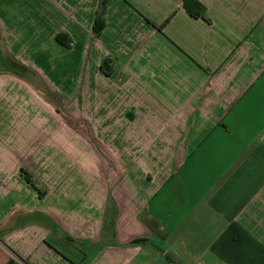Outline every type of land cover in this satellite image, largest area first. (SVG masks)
I'll list each match as a JSON object with an SVG mask.
<instances>
[{
	"label": "crops",
	"instance_id": "0c3cea01",
	"mask_svg": "<svg viewBox=\"0 0 264 264\" xmlns=\"http://www.w3.org/2000/svg\"><path fill=\"white\" fill-rule=\"evenodd\" d=\"M195 1L204 19L182 0H105L95 37L99 0H0V114L17 89L38 100L16 116L38 137L24 158L42 192L22 168L2 171L19 152L0 136V264H264V0ZM3 59L65 97L73 120ZM106 59L123 81L100 72ZM50 118L87 173L35 159Z\"/></svg>",
	"mask_w": 264,
	"mask_h": 264
},
{
	"label": "rangeland",
	"instance_id": "374dc122",
	"mask_svg": "<svg viewBox=\"0 0 264 264\" xmlns=\"http://www.w3.org/2000/svg\"><path fill=\"white\" fill-rule=\"evenodd\" d=\"M23 79L34 83L32 84L33 86L32 85L30 86L35 88L37 92L42 96L43 99L48 98V101L52 103L53 105H55V103L56 105L58 104V106H60V111L59 110L58 111L59 113H61L65 121L69 122V120H73V119H70V117H67V116L64 117L65 111L63 109V106L64 108L66 107V104L64 101L67 100L65 99V97L62 98L64 101L54 100L51 94L48 92V88L43 84H39L38 80L35 79L34 77H31V75H29L28 73H24ZM16 93H17L16 94L17 97H19L18 105L14 104V102L17 99L16 100H2V111L0 114V132H1L0 136H2V139H4L2 140L3 142H10L11 140L16 141V146L19 152V156H17V158H19L18 159L19 163L16 166L12 165V163H8V164H11V166L5 164V165H1V168L3 172H7V173L13 171L12 170L13 168H16L17 172L20 171V168H22L23 170L25 169L24 172H26L27 170V171L34 173L35 175L41 174V170L38 169L39 166L34 165V164L32 165L27 164L24 158L25 153L28 152V150H30L29 148H31V147L29 148L27 147L28 142L26 141V139L28 141H30L31 138H34L35 140H37L38 137L34 133H31V131L33 130L32 128H29L26 126V124H28V120L26 117L17 118L16 116L17 109L20 112L23 110L27 112L31 110H34V111L38 110V107H39L38 100L34 97L30 89L29 90H25V89L18 90L17 89ZM66 103H68V100L66 101ZM73 103L74 102H72V104ZM83 105L86 107L83 108ZM45 109L46 107L44 106V110ZM77 112L81 114L82 117L86 116L87 120L90 123H92V120L94 122L95 118L94 119L91 118V111H90V108L88 107L87 102L80 103V106ZM60 125L61 123H59L58 120L50 118V132H49L50 140L48 142H51V143L50 144L48 143L45 146H42L41 142L35 143V145L31 149V152L34 150V147H38L40 145V148L37 150V152H35L34 157L35 159L38 158L39 161H41L42 165H45L44 167L47 170V173L48 172H56V173L67 172L69 174H74V173H77L79 170H82L83 173H87L86 164L82 163V167H80L79 165L74 163L75 160L77 159L74 158V155L70 156L72 153V149L60 146L61 141H65L64 139L67 137V135H63L60 132V128H59ZM72 126H73V123H72ZM94 131L97 132V139L101 141L102 143L106 135L103 127L94 126ZM35 133H37V131H35ZM82 135H83V139H85L87 142L91 141L88 129L82 132ZM38 136L40 137L39 140H41L42 134H39ZM11 137L13 139H11ZM76 140H78V138H76ZM41 141L46 142V139L41 140ZM6 145L9 146V143L3 144L5 148H8ZM81 149H82V143H81ZM85 151L87 152V150ZM3 153L9 154L10 152L4 149ZM10 156L12 157L13 155L10 154ZM85 156H88V153H86ZM42 165L40 166L42 167ZM62 249L63 251L67 252L66 248H62Z\"/></svg>",
	"mask_w": 264,
	"mask_h": 264
},
{
	"label": "trees",
	"instance_id": "16d2710c",
	"mask_svg": "<svg viewBox=\"0 0 264 264\" xmlns=\"http://www.w3.org/2000/svg\"><path fill=\"white\" fill-rule=\"evenodd\" d=\"M182 5L185 11L194 19L202 18L204 19V8L195 0H182ZM104 9H105V0H99L98 8L96 11L95 20L93 23L92 31L93 36L97 37L100 32L102 31L104 27ZM55 42L60 45L61 47H64L66 49L70 48V39L63 35L58 34L55 36ZM3 70L6 72L13 73L14 75H17L21 78L24 77V73H28L29 71L23 67L22 65L3 59ZM100 72L111 79H119L120 81H123L125 77L117 71L113 66V61L111 59H106L99 67ZM22 174L24 176L25 181L29 183L33 188H35L38 192L39 196H42L41 190H39L34 183H32L30 177L24 170H22ZM70 241H72L70 239ZM139 240H133L130 243L131 244H138ZM13 257H10L6 264H26V262L15 255L13 253Z\"/></svg>",
	"mask_w": 264,
	"mask_h": 264
}]
</instances>
